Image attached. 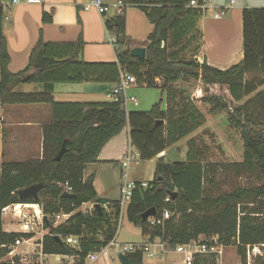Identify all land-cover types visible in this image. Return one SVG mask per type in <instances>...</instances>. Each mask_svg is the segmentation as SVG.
Instances as JSON below:
<instances>
[{
    "label": "trees",
    "instance_id": "1",
    "mask_svg": "<svg viewBox=\"0 0 264 264\" xmlns=\"http://www.w3.org/2000/svg\"><path fill=\"white\" fill-rule=\"evenodd\" d=\"M122 12L105 21L117 39L116 61L86 62L81 56L85 43H50L39 39L28 66L10 71L7 39L3 32L5 12L0 0V105L49 104L53 121L43 126L42 157L23 162L0 159V264L17 238L29 237L3 228L2 210L13 204H39L48 217L71 214L64 223L45 222V255H70L74 264H86L89 254L101 250L116 236L121 218L119 201L107 202L94 187V177L84 179L90 163L98 161L102 148L128 125L130 143L142 161L158 158L170 147L194 134L206 123L200 106L212 114L227 113V122L243 142L241 162H206L207 146L195 138L187 142L184 161L159 157L155 176L148 187L134 190L126 209L127 219L145 239L160 238L172 245L188 243L201 235L219 237L227 246H236L242 264L249 263V250L259 246L264 264V8L243 10V60L228 70L200 63L197 55L203 35L198 27L203 11L192 0H118ZM202 3L203 0H197ZM127 7L140 9L153 26L146 46V60L134 58L126 35ZM52 22L45 13L43 23ZM121 72L136 77L140 86L157 88L166 95L148 111L126 112L121 102H58L56 84H116ZM251 77V79H249ZM203 84V94L191 97L189 89ZM22 84L42 85L38 91L16 92ZM66 144L60 161L55 157ZM220 173L258 181L215 195L211 187ZM42 184L39 201L22 202L18 192ZM65 185L71 187L64 197ZM176 196L172 198V194ZM101 205L89 213L79 211L84 204ZM107 205L108 208L105 206ZM156 209V218L169 211L163 225L151 226L143 214ZM59 236L62 241H58ZM80 238V248L68 246L66 237ZM130 264H144L142 252L129 255ZM14 264H21L18 258ZM195 264H219L214 257L197 258Z\"/></svg>",
    "mask_w": 264,
    "mask_h": 264
},
{
    "label": "crops",
    "instance_id": "2",
    "mask_svg": "<svg viewBox=\"0 0 264 264\" xmlns=\"http://www.w3.org/2000/svg\"><path fill=\"white\" fill-rule=\"evenodd\" d=\"M11 1L1 0L5 3ZM232 1L234 3L228 11V15L216 19L214 13ZM90 2L91 0H44L42 5L19 4L12 6L11 9L4 10L5 15L10 17V21L3 24V32L7 39V49L11 58L10 71L18 73L28 66L30 54L41 38L43 41L50 43H72L82 39L85 47L81 58L84 61H116V50L110 43L111 34L106 29L105 21L119 15L120 12L112 8L108 14L101 15L95 8L89 6ZM104 2L107 5L114 6L118 0H104ZM245 8H264V0L211 1L209 10L203 12V17L198 23L203 35L202 46L197 55L200 63L206 61L211 67L228 70L243 60V10ZM128 9L129 7L126 9L125 16L126 35L131 42L130 48L131 50L137 47L146 48L147 38L152 32L153 26L145 14H141L140 9L137 7ZM127 10L131 12V21L128 19ZM45 13L52 14L51 23H43ZM143 35L146 39L143 38ZM22 85L18 86L15 91L24 92L22 91ZM35 86L38 88V85ZM113 86V84L103 83H81V89L75 90L74 93L82 97L81 101L77 102H103L97 100H100L102 96L109 98L108 94ZM198 88L203 91V86H200L199 83L189 91L193 94ZM54 97L57 101L56 96ZM161 100L163 101V99ZM200 108L205 117L206 114L209 115L207 113L208 105H201ZM0 114V135L1 128L7 130V139L11 143H5V149L1 148V150L7 154L9 151L8 146L12 149V144L15 145L14 141H17L19 142L17 144L19 149L25 145L28 147L26 150L30 151L29 153L32 152L31 150H35L36 155L33 154L32 158L29 159H40L42 157L43 126L52 123V108L39 106V104L0 105ZM209 130L211 129H204L203 132H198L192 138L197 139L201 146H207L204 136H210L206 132ZM12 131H14V134L10 133ZM130 146V127L127 125L119 135L113 137L102 148L98 161L86 166L84 179L93 176L94 187L98 196L107 202L119 201L120 199L119 189L122 174L120 163ZM186 148L187 146L184 150ZM167 155L168 150L159 157H165L166 159ZM2 156L3 154L0 155V159ZM11 160L5 162H23L17 159ZM153 160H157V158ZM133 180L144 181L139 174L134 175ZM85 206H89V204L83 205L82 208ZM145 240L143 239V241Z\"/></svg>",
    "mask_w": 264,
    "mask_h": 264
},
{
    "label": "built area",
    "instance_id": "3",
    "mask_svg": "<svg viewBox=\"0 0 264 264\" xmlns=\"http://www.w3.org/2000/svg\"><path fill=\"white\" fill-rule=\"evenodd\" d=\"M212 0H203L202 3H199L197 0L191 1V6L199 8L203 12L209 10V5ZM3 9H11L12 6L19 4H28V5H42L44 0H12L9 3L1 2ZM233 1L229 4H226L218 12L214 13L216 19H220L228 15V11L233 5ZM90 7L95 8L99 14L105 15L108 14L112 8L122 12L123 4L117 2L114 6L105 4L104 0H91ZM10 21V17H4V22ZM110 43L115 50L118 49L117 39L115 36L111 35ZM200 86H203L201 82H198ZM140 85L137 82L135 76L121 72L120 79L118 83L114 84L113 88L110 90L108 97L113 102H121L122 107L126 112L130 111V105L138 106V100L135 97H128L126 91L131 87H139ZM203 91L198 88L192 94V97L202 95ZM141 158L139 152L130 146L126 151L123 159L120 163V168L122 170L121 174V185H120V209L121 216L125 209H127L133 192L140 184L141 187L147 188L148 182L145 181H134L131 179L130 171L133 168H136L141 163ZM65 190L67 193H71L72 189L68 185H65ZM86 205V204H84ZM95 205L89 203V209L82 210L84 213H89L95 210ZM4 214H11L13 219L18 221V224L21 226V233L29 237L22 236L17 238L15 243L9 247V257L8 261L14 264V259L18 258L21 264H47L45 257L47 255L43 252V238L48 233L45 229V222H53L54 226L64 224L70 217L71 214L67 213H58L54 216L48 217L44 214L43 207L39 204H13L5 207L2 210V216ZM170 212L165 210L162 217L156 218V216L149 218L150 225L158 226L163 225L164 221L170 219ZM45 217L48 218V221H45ZM63 242L68 246L79 249L80 248V238L75 236L66 237ZM21 246H26L27 251L24 253L17 252V248ZM226 247L219 241V237L216 235L206 236L201 235L197 239L191 240L188 243L172 245L169 241H163L160 238L151 240L150 238L139 243H122L118 241V235L108 243L107 246L103 247L101 250L93 252L88 255L86 263L88 261L96 262L101 256H105L109 261L111 260L110 251L114 250L117 257L120 254H125L129 256L130 254L136 252H142L144 258L150 260H158L162 263L166 262L169 258H172L171 264H195L197 258L200 257H214L221 261L224 255V249ZM262 255V251L259 246H254L249 250V258L258 257ZM63 261L68 262L69 264L75 263V257L70 255H62Z\"/></svg>",
    "mask_w": 264,
    "mask_h": 264
},
{
    "label": "rangeland",
    "instance_id": "4",
    "mask_svg": "<svg viewBox=\"0 0 264 264\" xmlns=\"http://www.w3.org/2000/svg\"><path fill=\"white\" fill-rule=\"evenodd\" d=\"M128 8V7H127ZM135 8V7H134ZM130 10V7L129 9ZM128 12V19L132 20L131 12ZM112 14V13H111ZM141 14H144L141 12ZM135 23V22H134ZM139 30V28H138ZM141 31V30H139ZM145 35V34H144ZM143 35V38L145 36ZM251 79V77H249ZM197 84H194L192 87H189L190 89H193ZM188 84L186 87L188 88ZM23 88L22 91L24 92H33L38 91L40 88L38 86H35L34 84H26L21 86ZM81 84H56L55 85V91L54 96H56L58 102H77L81 101V96L75 95V90H80ZM16 90V89H15ZM73 92L69 93L67 91ZM264 90V86L260 88L259 91ZM191 93V92H190ZM128 97H135L138 100L139 106H133L130 105V111L139 110V111H148L152 108V106L156 103H158L161 99H163L162 107L165 108L166 106V97L165 95H162L160 90L157 88H147L145 86H139L134 87L133 89H129L127 92ZM192 96V93H191ZM97 101H103V102H109L111 101L110 98H107L106 96L100 97V100ZM48 106L51 107L49 104H39V106ZM52 108V107H51ZM206 114V123L198 129L194 134L190 135L189 137L181 140L176 145H173L168 149V155L166 160L167 161H184L186 159V151L187 148L184 150V148L187 146V140L192 138L194 135H196L198 132H203L204 129L210 128L211 130L206 131L210 134L207 136H204L206 139V145L207 147V155L205 157L206 162H241L243 159V142L238 135L237 131L234 130L232 127L229 126L227 122V113L225 112H219L212 114L209 112V108L207 110ZM53 114V112H52ZM1 117V114H0ZM211 120V122H210ZM11 134H14V131L10 132ZM8 133L7 130H3L1 128V135H0V155L3 154L1 160L2 161H12L11 159H17L18 161H24L26 159L32 158L31 156L36 155L35 150H31L32 152L29 153L26 149L27 146H22V148L19 149L17 141H14L15 145L12 144V149L8 146V152L5 154L3 151L5 149V143L11 144L8 142L9 139H7ZM10 138V137H9ZM197 140V139H196ZM7 141V142H6ZM186 145V146H184ZM3 148V150H1ZM24 150V151H23ZM184 150V151H183ZM21 157V158H20ZM11 158V159H10ZM157 160H151V161H141L140 165L136 168L131 169L130 175L134 179V175H141V177L144 179L145 182H152L155 176L157 164ZM131 178V179H132ZM218 181L215 183L213 187H211V192L215 195H218L219 193L223 192H231L235 187L237 186H248V185H257L258 181L254 179H249L246 177H240L236 178L234 176H226L223 173H220L218 175ZM106 208L107 205L105 206ZM89 209V206H85L81 208L79 211ZM3 219V228L8 232H21V226L18 224V221L13 219L11 214H4L2 216ZM117 235H118V241L122 243H139L142 242L143 239H145L142 235V232L139 228L135 227L132 223H130L127 219L126 209L123 211L122 216L117 224ZM27 251L26 246H21L19 249L17 248V252L24 253ZM263 252V250L261 249ZM111 260L109 261L104 255L99 258L96 262L91 263L90 261L87 262V264H121L115 251H110ZM260 256V255H259ZM262 256V255H261ZM62 255H47L45 257V260L47 264H69L68 262L63 261ZM4 260H9V257L6 256ZM172 258H169L166 262L161 263L158 260H150L148 258H144L145 264H171ZM250 264H257L256 258H249ZM219 264H242L241 259L238 255L237 247L236 246H227L224 249V255L219 260Z\"/></svg>",
    "mask_w": 264,
    "mask_h": 264
},
{
    "label": "water",
    "instance_id": "5",
    "mask_svg": "<svg viewBox=\"0 0 264 264\" xmlns=\"http://www.w3.org/2000/svg\"><path fill=\"white\" fill-rule=\"evenodd\" d=\"M131 54L134 58H138L142 61L146 60V48H144V47H137V48L132 49ZM38 86H39V88L42 87V85H38ZM65 152H66V144L64 143L61 150L59 151V153L57 154V156L55 157L54 160L57 162L60 161L62 156L65 154ZM43 188H44V186L42 184H35V185H32L28 188L20 190L18 192L20 201H22V202L29 201V200H34L36 202L39 201L40 192L43 190ZM63 196L68 197V198L72 197L71 194H69L67 192H65L63 194ZM171 196H172V198H174L176 196V193H173ZM95 208L97 210H100L101 205L97 204L95 206ZM155 215H156V209L151 208L143 214L142 218L144 221H147L149 218L154 217ZM45 221H48L47 217H45ZM55 238L58 241H62L59 236H55ZM118 259H119L121 264H130L129 256H127L125 254H120Z\"/></svg>",
    "mask_w": 264,
    "mask_h": 264
}]
</instances>
